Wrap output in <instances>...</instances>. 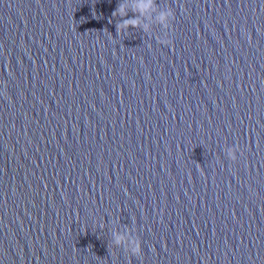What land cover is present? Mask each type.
Wrapping results in <instances>:
<instances>
[{
	"label": "water",
	"instance_id": "1",
	"mask_svg": "<svg viewBox=\"0 0 264 264\" xmlns=\"http://www.w3.org/2000/svg\"><path fill=\"white\" fill-rule=\"evenodd\" d=\"M138 2L0 0V264H264V0Z\"/></svg>",
	"mask_w": 264,
	"mask_h": 264
},
{
	"label": "clouds",
	"instance_id": "2",
	"mask_svg": "<svg viewBox=\"0 0 264 264\" xmlns=\"http://www.w3.org/2000/svg\"><path fill=\"white\" fill-rule=\"evenodd\" d=\"M155 3H156V0H139L137 4V8L142 14H144V13L149 12L154 7ZM116 14L124 15L125 14L124 6L122 5L118 6L117 9L114 11L113 15H116ZM170 15H173V14L168 13V12L162 13L159 19L162 23L166 22ZM137 26H139V20L136 18H133V19L125 20L121 24H118L117 30L119 31V29L123 27H137ZM145 28H147L146 25H145ZM123 240H124L123 236L117 235L116 237L117 244L122 243ZM133 252L137 255H140L142 253L141 245L136 244L135 247L133 248Z\"/></svg>",
	"mask_w": 264,
	"mask_h": 264
}]
</instances>
